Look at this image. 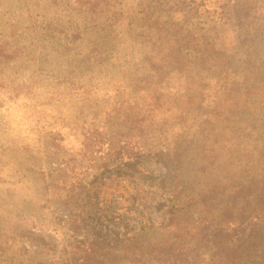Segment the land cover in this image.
<instances>
[{
    "label": "rangeland",
    "instance_id": "obj_1",
    "mask_svg": "<svg viewBox=\"0 0 264 264\" xmlns=\"http://www.w3.org/2000/svg\"><path fill=\"white\" fill-rule=\"evenodd\" d=\"M74 1L0 0V264H264V220L194 227L264 179V0Z\"/></svg>",
    "mask_w": 264,
    "mask_h": 264
},
{
    "label": "trees",
    "instance_id": "obj_2",
    "mask_svg": "<svg viewBox=\"0 0 264 264\" xmlns=\"http://www.w3.org/2000/svg\"><path fill=\"white\" fill-rule=\"evenodd\" d=\"M76 3V4H75ZM80 3V4H79ZM110 3V0H102V8L103 6H107ZM81 8V6L84 9H93L97 7V0H75L72 2L73 7ZM81 5V6H80ZM193 43L192 38H173L172 43H168V46L171 48V50L167 53L166 58L170 57V61L174 62L175 59H187L186 57L190 54L191 50H195L197 46ZM19 49L17 48L16 51ZM197 50H200L197 49ZM202 52V57H204V52ZM13 53L8 52L7 55H11ZM218 59V58H217ZM223 61V60H220ZM170 62V63H171ZM223 63V62H222ZM190 64V62H189ZM246 66L249 69H255V64L253 60V55L248 56V62L246 63ZM237 94V95H236ZM219 106H223L222 111H229L231 112V116H235L242 112V100L238 96V92H234L230 96L226 98L224 103H220ZM215 127V125H213ZM148 156V155H147ZM120 163L125 162L124 154L121 156ZM121 169V167L119 168ZM136 172L139 175L144 174V172L139 168H135ZM112 170L107 165L103 166L102 168H96V172L94 174H91L94 179H96L101 173H106L108 171ZM117 172V171H116ZM257 175L254 177V182L245 183L241 187H238L233 194L230 195V199L224 200L222 206L216 205L215 198H210L205 200V206L206 214H202L198 218V224H196L194 227H197L201 224H209V223H215L216 226H223L227 230H236V228H239L244 225V223H247L253 217L264 220V179H256ZM66 181V180H65ZM69 181V180H68ZM86 181V179H84ZM160 186H164V182H159ZM71 185L75 186V189H78L81 185L82 188L87 187L88 185L84 183H78L77 185L72 183ZM179 187V186H177ZM81 188V189H82ZM255 194V196H249L252 194ZM232 199V200H231ZM245 199V208L249 209L251 208V213L247 215H237L234 212V209L237 207L238 200ZM199 204V200L196 198H181L176 197L172 200L170 205V215L171 219L170 222L175 220L176 212L177 211H186L194 206ZM212 213H216V216H211ZM113 220L116 222V218H113ZM169 223L167 225H169ZM154 226V224H153ZM152 229V225L150 226H144L139 230L138 232H135L133 235L132 241L137 240L139 237L143 236L148 230ZM189 233L191 232V229L183 228L179 232V236H177V240L179 243L181 242H188L191 237L189 236ZM91 254L92 252H96L94 247H90ZM84 258L83 262L81 264H87V261ZM171 264H177V261H173Z\"/></svg>",
    "mask_w": 264,
    "mask_h": 264
}]
</instances>
